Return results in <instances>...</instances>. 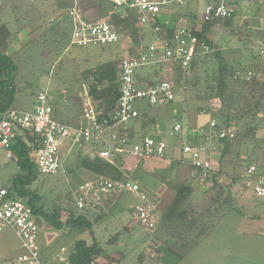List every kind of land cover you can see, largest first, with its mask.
<instances>
[{"label":"rangeland","instance_id":"374dc122","mask_svg":"<svg viewBox=\"0 0 264 264\" xmlns=\"http://www.w3.org/2000/svg\"><path fill=\"white\" fill-rule=\"evenodd\" d=\"M260 1V3H263L264 0ZM191 4L193 9L199 13V19H202L205 7L208 4L206 0H192ZM247 4L248 2L240 4L241 6L238 8L240 14L233 20L235 33L234 31L231 33L227 32L220 26H216L212 32V38L217 45V49L220 50L224 58L232 62L252 61L253 56L258 55L264 43V35H262L264 31V10H259L258 6L254 5L251 8V12L245 15ZM18 5L19 0H1L0 29L4 24L8 25L12 30L16 28V24L20 26L21 23H16L15 21ZM107 5L109 6V11L114 10L113 5L109 1ZM186 8H177L175 12L183 14L189 25H196L197 19L193 15L188 14ZM90 16L99 15L90 14ZM64 25L60 28L61 30L54 28L51 32L42 34L34 32L31 35L30 42L27 44L20 43L18 36L22 32L13 38V42L8 49L9 54H13L18 65L17 94L13 108L33 111L38 104L40 92H46L48 101L54 109V118L73 127H78L79 124L84 122L82 103L80 101L88 85L84 77L85 71L105 61H115L117 66H119V58L124 56V51L120 47H125L128 50L127 48L133 46L135 51H137V47L132 39L131 32L127 29L119 31L120 43L85 48L76 47L70 43L71 29L69 26L66 27L67 23ZM49 26L54 25L50 24ZM23 32L30 34L29 30H24ZM66 32H69V34L66 35ZM204 57L206 62L199 72L201 78L207 73H213L217 67L212 50ZM258 59L260 64H264V59ZM170 69L168 68L164 75L161 74L158 80H169L173 83L175 73L174 70L171 69L170 71ZM190 74L194 80L197 79L195 74ZM261 78L264 79V74L261 75ZM201 84L202 88L203 83ZM175 89L176 100L173 104L166 106L165 109L150 111L152 116L158 118V125H164L166 131H169L172 125L179 123L176 122L177 116L175 114L184 113L183 117L186 120L189 115L195 118L199 112H202L199 108L200 104L194 97L185 100L186 92L182 87L175 85ZM212 107H214V103H212ZM140 109L141 107H139ZM210 116V114L200 115L201 124L209 121ZM139 127L140 125L137 126V128ZM91 142L88 141L92 147ZM250 145L249 147L251 148L253 145ZM247 146L243 150L250 152L251 149L247 148ZM79 148V144L75 145L71 154L60 155L62 166L55 173L40 174L35 169L30 189H37L41 197L38 206L44 204L46 211L49 207L58 203L60 196H66L69 191L74 198L77 186L84 182L85 177L83 175L85 172L82 171L77 162ZM168 149L165 156L167 163L171 167L175 162L169 161V159L174 153L168 152ZM235 151H237V148L234 149L233 153H229L227 159L224 160L226 163H233V167L235 164L237 165L235 169H226L229 175L239 173L244 169L240 167L244 161L238 159ZM261 151L255 152V154L260 153L259 156H261L263 155ZM255 154L252 155L255 156ZM9 155V150H0V178L6 186H11L12 178L21 173L18 164ZM118 155L115 153L114 157H118ZM124 159L131 158L124 156ZM134 161L131 160V163H134ZM146 164V167L145 165L143 166L147 171L148 168H153L156 164H164V162H156L153 159ZM184 165L188 167L187 164ZM238 168L239 171L237 170ZM136 171L132 174L134 175ZM155 173L157 177L165 176L161 171H155ZM175 179H178V182L186 180L183 175L179 174L175 176ZM242 188L236 184L234 187L236 195L243 191ZM249 190L253 192L252 189ZM116 196H119V193H113L105 199H112ZM137 201L131 195H124L120 201V208L118 197L115 204L106 207L103 203L95 207L92 212L87 213L93 222L97 221L100 215H105L104 218L95 224L94 235L97 241L105 247V255L109 256H107L109 262L119 263V251H123L127 255L126 260L128 259L129 261H125L124 264H140L138 258L141 253H144L143 242H146L149 237L145 230L137 225L134 220L133 206ZM74 203L76 205L75 198ZM238 204L233 209H230L231 211L227 214L218 217L216 223L207 232L208 234L204 240L185 258L179 260L174 255L167 254L163 264H264V206L263 208L259 206V209L244 210ZM119 210H122L123 213L122 223L124 226L129 224L130 230H132L129 234L122 231L121 239L127 245L123 247L119 246V230H122V227L119 226ZM256 216H261L262 218L256 219ZM34 220L39 227L40 242L48 250L45 254L47 256L48 252H50L51 260L54 261V263L52 262L53 264H68L76 242L91 239L88 231L80 233L70 232L67 228L60 230L51 228L41 214H36ZM117 234L118 243L107 245L108 241L117 236ZM49 240L51 241L50 246L48 245ZM24 252L22 242L11 228H6L0 232V264H10Z\"/></svg>","mask_w":264,"mask_h":264},{"label":"trees","instance_id":"16d2710c","mask_svg":"<svg viewBox=\"0 0 264 264\" xmlns=\"http://www.w3.org/2000/svg\"><path fill=\"white\" fill-rule=\"evenodd\" d=\"M36 1L48 5L50 10L39 13L37 18L32 19L27 24H22L16 14L15 21L21 23L20 26L16 24V28L12 30L4 24L0 29V114L13 108L17 94L18 65L13 54L8 52L13 38L24 30H29V35H33L34 32L39 34L51 32L55 27L49 25L53 24L54 20H59L56 28L60 29L65 26L64 18L67 17L68 10L75 5L76 1L79 2L84 17V14L88 13L101 14L103 19L109 21L119 30L130 29L135 45L139 46L141 43L138 30L135 28L136 13L128 9L109 11L108 0ZM247 2L245 15L251 12L254 5L258 6L259 10H264V3H259L257 0ZM240 6L239 4L238 8ZM239 14V9H237L230 19L204 23L199 30H194L200 44L208 45L214 52L217 67L213 73L210 72L212 75L207 73L208 75L206 74L202 78L199 75L203 64L206 62L204 55L196 56L188 70H184L180 63H175L173 69L175 77L172 84L182 87L186 92L185 100L194 97L200 104L199 108L202 113L212 114V117L217 119L221 125L236 127L235 138L225 139L221 142V163L224 162L229 153H233L235 148H237L236 155L241 160H243L241 153L247 145V148H250V144L253 145L250 148L252 154L256 150L264 149V140L262 141L258 136L259 131L264 128V79L261 78V75L264 74V64L259 63L258 55L253 56L252 61L231 62L222 56L212 38V32L216 26L223 27L227 32H233L235 24L233 20ZM67 24L66 27L70 25L69 22ZM166 24L161 23L163 27L168 28L169 25ZM173 31L172 27L167 29L169 38H172ZM68 34L69 32H66V35ZM262 35H264V31ZM163 70L164 65L162 64L148 67L138 75L137 79L144 85L153 86L162 80H158V77ZM239 70L254 71L260 78L252 81L235 79V74ZM190 73L195 74L197 79L194 80ZM118 74L119 69L115 61H105L85 71L84 77L88 81V93L95 101L101 117L108 116L117 107L118 98L120 97L117 83ZM201 83H203L202 88ZM212 103L215 107H212ZM151 108L149 105L141 107L140 115L135 123H139L144 135L156 137L159 133L157 131V118L151 115ZM177 121H181V117H177ZM163 128L160 132L162 137L165 136V127ZM122 132L119 130L120 136H122ZM36 141V136L21 135L15 139L9 149L11 158L16 161L21 172L12 178L11 186L9 185L10 197L27 199L34 214L43 215L52 228L58 230L67 228L70 232L80 233L88 231L91 239L76 242L74 251L69 257V264H99L98 259L100 260L107 254L105 255V247L97 241L94 235V226L104 218V214L93 222L86 211L77 208L70 191L66 196H60L58 203L49 207L47 211L44 204L38 206L41 197L37 189H30V183L34 179V171L37 170L30 158V152L33 149L32 143ZM85 146L86 142H82L78 151L77 162L80 168L92 174L116 182L132 178L143 187L145 186V189L150 187V181L154 179L163 181V179L144 169L143 165L144 160H147L146 158H140L139 164L130 163L121 156L108 161L96 154L98 151L103 150V146L93 143L92 149L89 148L88 150L89 152L85 150ZM165 157L164 154V160L167 159ZM247 163L253 164L256 161L248 160ZM172 168L175 167H170L171 171ZM135 171L136 173L133 175L132 173ZM243 172L229 175L224 166H221L209 172L207 183L200 190H197L195 185L191 183L171 185L172 181H170L169 184H166L175 192V202L170 218L165 217L163 220L162 229L169 235L173 245H175L171 248L174 254L183 258L194 246L204 240L208 234L207 232L213 227L219 216H223L228 210L237 205L238 199L234 187L236 184L244 187L243 181L241 182ZM155 180L153 183H156ZM193 196H195V200L192 199ZM116 238H118V234L111 238L107 244H112ZM109 263L114 264V262Z\"/></svg>","mask_w":264,"mask_h":264},{"label":"built area","instance_id":"2783aa9c","mask_svg":"<svg viewBox=\"0 0 264 264\" xmlns=\"http://www.w3.org/2000/svg\"><path fill=\"white\" fill-rule=\"evenodd\" d=\"M119 10H131L136 13L139 25H152L155 41L143 48L135 56H127L119 63L118 89L120 97L116 109L108 116L101 117L92 97L86 93L82 100L84 122L79 127L57 121L53 116V107L48 101L46 92L38 95V104L33 111L8 109L0 114V150H9L15 139L21 135L36 136L32 143L30 158L40 174H52L61 168L60 153L68 144L93 141L103 146L98 156L110 161L115 153L128 158L162 157L167 148L164 137L145 136L137 142H131L125 134L117 132L106 135L111 126L128 125L139 115V107H165L176 100L175 86L169 80H161L153 86L140 83L138 75L146 68L158 64L180 63L188 70L196 56L211 52L208 45L200 44L194 32L204 23L230 19L237 11L239 4L249 0H210L204 10L203 18L194 25H189L185 16L175 14L172 38L168 37L167 28L161 25L162 14L169 8H183L190 0H108ZM68 16L74 23L71 45L89 47L116 44L120 41L118 28L107 20L88 21L78 2L68 11ZM258 56L264 59V43ZM260 76L254 71H237L235 79L252 81ZM215 107V106H214ZM209 126L212 139L217 145L225 139L236 136V127L221 125L211 118ZM183 130L181 124H176L170 132L171 136ZM215 144L194 146L183 144V153L190 157L193 169L198 171L199 181L207 183L210 171L215 170ZM11 157V154L9 155ZM259 168L250 165L242 175L244 184L251 188L258 198L264 199V177L258 176ZM131 195L138 201L133 206V216L137 225L142 227L148 236L152 235L161 220L158 202L153 195L138 181L129 178L124 181H113L99 177L80 184L74 192L77 208L81 211L94 209L103 204L106 197L113 193ZM35 214L25 198H11L9 186L0 178V232L11 228L22 242L24 253L20 254L10 264H53L44 260L39 239V227L34 220Z\"/></svg>","mask_w":264,"mask_h":264},{"label":"crops","instance_id":"0c3cea01","mask_svg":"<svg viewBox=\"0 0 264 264\" xmlns=\"http://www.w3.org/2000/svg\"><path fill=\"white\" fill-rule=\"evenodd\" d=\"M257 1L259 3L261 2L260 0H257ZM76 2H78V1H76ZM76 2H75V4H76ZM189 2L185 6V7H187L186 12L188 14L193 15L195 17V19H197L196 21L198 23L200 21L199 13L195 9H193V5L191 4L192 0H190ZM206 2L209 4L211 1L206 0ZM263 3H264V1H263ZM78 4H79V2H78ZM0 7H1V0H0ZM17 8L18 9H16V14H17V16H18V18L22 24H27L32 19L37 18L39 16L38 15L39 13L48 12L50 10L48 5L37 3L36 0H19V5ZM176 9H177L176 7L169 8L168 10H165L164 13L161 15L162 16L161 23H163V24L167 23L169 25L168 28H170V27L174 28ZM114 10L119 11V9H117L115 7H114ZM120 11H122V10H120ZM84 15H85V17L84 16L83 17L88 21L105 20V19H103L101 14H98L99 16H94V17L93 16L91 17L90 13L84 14ZM94 15H96V13ZM64 19H65L64 22H66V23L69 22V24H70L69 26L71 29V32H70V43H71V37H72L73 29H74V23L68 15ZM172 21H173V24H172ZM52 23H53L54 27L56 28V26H58L59 20H54ZM135 28L138 30V37H139V39H141V43L139 46L136 45L137 51L134 50L133 46H131V48H127L128 50H126L125 47H120V49H122L124 51V56H121L120 61L124 57L135 56L143 48L147 47L148 45H150L151 43H153L155 41V34L153 31L152 25L142 26V25H139L138 21L136 20L135 21ZM127 30L130 31V29H127ZM22 33L19 34V36H18L20 43H23V44L29 43L32 36L26 32H22ZM28 39H29V41H28ZM118 43H120V41ZM162 65H164V70L162 72V75L165 74L164 72H167L166 70L168 68H171L172 70L174 69V65H171V64H162ZM118 69H119V66H118ZM171 69H170V71H171ZM87 92H89L88 85H87V87L84 91V95L80 101L81 103H82L83 98L86 96ZM144 106L145 105H142L140 107H144ZM165 107H152L151 110L155 111L157 109H165ZM53 114H54V109H53ZM202 114H205V113L199 112V114H197L195 116V118H192L189 115V117L186 120L183 117L184 113L175 114V116L181 117V121H176V122H179V124H181L183 126V130L180 133L175 134L174 136H171L170 132L173 130L174 126L178 123L172 125V127L169 131H166V127L164 125H162V126L160 125L161 127L159 125L157 126V131L159 133L157 134L156 137H162L160 135V132H161L162 128L165 127L164 138H166V140H167V144H168V148H169V149L167 148L169 150L168 152L174 153L173 156H171L170 161H174L176 163H174L173 166H171V167H175V168H172V171H171L169 164L167 163L166 160H164L163 156L162 157H151L147 160H144L145 167L147 165L146 163L150 160L154 159L156 162L163 161L164 164H156L153 168H148L147 171L150 172L152 175L156 174L155 171H161V172L165 173L164 174L165 176L159 177L160 179H163V181H159L157 179L156 180L154 179L156 181V183H153L154 180L150 181V187L146 188V190H148L158 202V208H159V213L161 215V220L159 222V225H158L156 231L150 236L147 235L149 237L148 240L146 242H143V246H144L143 252L144 253H141L139 255V258H138V261L140 262V264H145V263L146 264H163V263H165L164 260H165V256L167 254H172L176 258L181 260V259L185 258L197 246V245L194 246L183 258H180L172 252L171 248H173V246H175V245H173L172 239L169 237V235L162 229L163 220L165 219V217L170 218V216L172 214V207H173V204L175 202V192L171 188L167 187L166 184H169L170 181H172L171 185L191 183V184L195 185L197 190H200L204 185H206V184H202L200 181H198V171H196L195 169L192 168L191 163H190V157L183 153V144L184 143H190L194 146H200V145L209 146L210 144L213 143L217 146V150H218L217 152L214 153L215 170L220 168L221 166H224L225 169H228V168L235 169L237 167L236 164L233 167V165H232L233 163L229 164V163H226L225 161L224 162L222 161V163H221L220 159H221V153H222V146H220L219 144L217 145L216 139H212V131H211V128L209 126L210 120L206 122L207 124L206 123L201 124L199 117ZM211 118H212V114L210 116V119ZM57 121H59V120H57ZM59 122H61V121H59ZM62 123H64V122H62ZM157 124H159L158 118H157ZM81 125H82V123L79 124V126H81ZM137 126H139V123H135V121H133L132 123H130L128 125H123V126H121V125L120 126H118V125L114 126L113 125V126L109 127V129L106 132V135H109L113 132L119 133V130H121V131H123L122 135L123 134L127 135L129 137L130 141L135 143V142L139 141L140 139H142L143 137L146 136L143 134L141 127L137 128ZM263 132H264L263 129H261L259 131V134H258L259 139H262V141L264 140V135H263L264 133ZM170 138L172 139L171 141H170ZM174 139H176V140H174ZM81 143L82 142H80L78 144L81 146ZM93 143H96V142L92 141L91 144H93ZM78 144H75V145H78ZM89 144L90 143L86 142V146H85L86 151H88L89 148H91V146ZM97 144H99V143H97ZM75 145L68 143L63 148L64 150L63 149L61 150L60 155L61 154H64V155L71 154ZM99 145L102 146L101 144H99ZM99 152L100 151H98L96 154L98 155ZM255 152H259V151L256 150ZM255 152L253 154H255ZM261 152H263V155L259 156L260 153H258V154H255V156H253L252 153H250L249 151L243 150V153H241L242 154L241 157H243L244 163H242V165L240 166V167L244 168L243 169L244 172L242 174H244L247 171L249 165H256L259 168L258 176L260 175V176L264 177V149ZM176 153H177V155H176ZM165 154H166V152H165ZM118 156H121L122 158H124V155H122V154H119ZM248 156H252L254 158L248 157ZM262 157H263V159H262ZM60 159H61V156H60ZM113 159H114V157L111 160H113ZM139 159L140 158H131V159H126V160H128V162H130V163H131V160H135L134 163L139 164L140 163ZM248 160L249 161L255 160L256 163L248 164L247 163ZM184 164H187L188 167L185 166ZM237 170L239 171V168ZM82 171L85 172L83 175L85 177L84 182L95 180V179H98L100 177L98 175H95V174L88 172L85 169H82ZM178 174L183 175L186 180H182V181L178 182L179 180L177 179L178 180L177 181L175 179V176H178ZM84 182H81L80 184H82ZM158 182L161 184V186ZM242 183L244 186L242 188L243 191H241L236 196L238 199L237 203H239L238 205L241 206V208L244 210H246V209L247 210L259 209V206H262L261 208H263L264 199L258 198L255 195L254 191L252 192L249 190L251 188L247 187L244 184V182H242ZM118 197H119V208H120V204H121L120 201L124 197V194H122V195L119 194V196L113 197L112 199L105 200L104 206L109 207V206L115 204L117 202ZM192 199L195 200V196H193ZM93 210L94 209L87 210L86 212L87 213L92 212ZM229 211H231V210H228L225 214H227ZM239 212H240V210H239ZM122 214H123L122 210H119V226L122 227V228L120 227L122 230H119V246L121 245L123 247V246H127V245H125V242H123L121 239L122 231L129 234V233H131L132 230H130L131 227L129 226V224L124 226V224L122 223V220H123ZM260 217L256 216V219H258ZM51 230H53V229H51ZM115 243H118V238H116V240L114 239V242L112 244H115ZM40 245H41L42 256H44L43 257L44 260H46L47 262H53L54 263V261L51 260L50 252H48V254L46 256L45 253L48 250L45 249L44 245L41 242H40ZM48 245L49 246L51 245L50 240L48 242ZM43 253H44V255H43ZM107 256L108 255H106L103 258H100V260L98 259V263L99 264H110ZM126 258H127V255H125V253L123 251H119V263L114 262V264H124L125 261L129 262L128 259L126 260ZM148 258H152V259H148ZM52 259H54V258H52ZM61 264H63V263H61Z\"/></svg>","mask_w":264,"mask_h":264}]
</instances>
